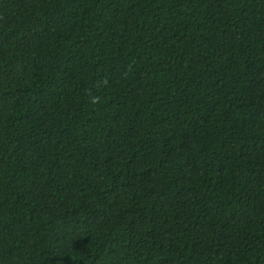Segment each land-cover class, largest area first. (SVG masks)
Instances as JSON below:
<instances>
[{
  "label": "trees",
  "instance_id": "obj_1",
  "mask_svg": "<svg viewBox=\"0 0 264 264\" xmlns=\"http://www.w3.org/2000/svg\"><path fill=\"white\" fill-rule=\"evenodd\" d=\"M0 264H264V0H0Z\"/></svg>",
  "mask_w": 264,
  "mask_h": 264
}]
</instances>
